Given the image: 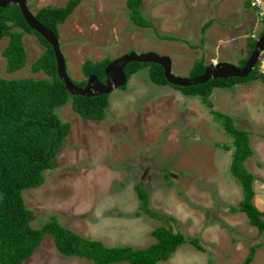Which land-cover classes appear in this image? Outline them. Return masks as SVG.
<instances>
[{
    "label": "rangeland",
    "instance_id": "1",
    "mask_svg": "<svg viewBox=\"0 0 264 264\" xmlns=\"http://www.w3.org/2000/svg\"><path fill=\"white\" fill-rule=\"evenodd\" d=\"M68 1L29 0L27 4L36 14L45 6H64ZM246 2L144 0L142 15L155 27L141 28L130 20L126 0H81L73 15L59 25L67 73L80 83L86 80L82 66L89 59L113 60L148 52L170 57L173 74L181 78H189L200 60L206 66H239L249 52V38H258L264 30ZM164 35L181 40L162 39ZM8 43V37L0 41L1 77L48 78L31 70L46 51L36 36H24L26 67L11 74L3 57ZM208 100L211 107L170 84H154L144 69L125 90L110 93L103 121L82 118L71 101L57 108L56 114L71 124V130L56 159L57 168L45 172L41 187L24 192L26 205L35 215L31 226L40 229L56 218L86 239L135 250L154 244L152 231L167 226L187 239L200 240L205 251L186 243L160 264H242L252 246L264 243V234L250 225L245 213L230 210L241 203L243 190L230 170L232 137L211 109L231 116L238 128L251 133L254 155L246 166L257 178L255 205L264 211V84L252 81L232 89L216 88ZM225 145L231 150H225ZM139 183L148 192L150 208L166 220L136 215ZM24 264L92 262L62 255L47 235ZM253 264H264V246L256 250Z\"/></svg>",
    "mask_w": 264,
    "mask_h": 264
},
{
    "label": "trees",
    "instance_id": "2",
    "mask_svg": "<svg viewBox=\"0 0 264 264\" xmlns=\"http://www.w3.org/2000/svg\"><path fill=\"white\" fill-rule=\"evenodd\" d=\"M29 1V0H27ZM144 0H126L130 20L141 28H154L153 22L144 18L141 12ZM247 0V8H250ZM81 4V0H69L64 6H45L36 12V19L60 38L59 25L64 24ZM209 21L203 27V33L212 25ZM34 35L46 47V51L32 64L33 73L43 72L48 78L5 79L0 76V264H24L40 247L43 239L51 235L57 250L64 256L86 259L92 264H160L167 262L183 245L190 243L204 252L202 242L189 238L167 226H160L151 233L154 244L148 248L135 250L130 246L108 247L99 240L86 239L52 218L40 229H34L31 222L34 212L29 209L24 199V192L39 188L45 183V172L57 168L56 159L69 136L71 124L63 122L56 114V109L71 101L73 110L89 121H103L107 117L110 94L93 97L73 96L59 78L56 57L51 45L27 24L18 5L0 7V41L9 38L3 51L7 63V72L22 70L27 64L24 36ZM264 34V30L261 35ZM162 39L181 40L169 35ZM257 43L256 38H249V52L240 60L243 67ZM196 48V46H192ZM115 60V59H113ZM105 58L100 61L87 60L82 66L86 80L72 83L84 87L91 75L105 83V68L112 61ZM208 66L203 60L197 61L191 70V78L202 75ZM148 70L149 80L157 85L169 84L161 66L153 63L132 62L125 67L127 88L131 78L141 70ZM252 81L264 84V75L258 64L254 71L245 78L211 79L204 84L189 87L173 86L187 96L200 97L207 107L209 97L216 88L232 89L237 85ZM214 118L222 123L227 135L232 137L234 150L230 170L237 178L243 190L241 203L230 210L247 215L250 225L256 227L259 234H264V211L254 202L256 176L246 166L247 160L254 155L251 146V133L236 126L235 120L226 114L211 109ZM225 150H231L228 145ZM170 175H167L169 178ZM139 198V211L152 218L164 221V216L150 208V198L144 186H135ZM171 221H176L170 218ZM262 245L252 246L242 264H253L256 250Z\"/></svg>",
    "mask_w": 264,
    "mask_h": 264
},
{
    "label": "water",
    "instance_id": "3",
    "mask_svg": "<svg viewBox=\"0 0 264 264\" xmlns=\"http://www.w3.org/2000/svg\"><path fill=\"white\" fill-rule=\"evenodd\" d=\"M9 5H18L29 27L39 33L51 45L56 57L58 76L73 96L93 97L102 94H110L113 90L124 87L127 84V77L124 70L125 67L132 62L145 64L153 63L161 66L168 83L178 87L204 84L211 79H228L232 77L245 78L254 71L260 56L264 53L263 34L257 40L255 49L243 67L229 63L213 64L207 67L202 75L193 78L175 76L172 71V61L168 56H162L155 52H148L145 54L130 53L113 60L106 66L105 83H102L96 75H91L85 87H77L72 83L67 73L66 59L62 53L59 38L36 19L35 15L28 7L27 0H0L1 8H5Z\"/></svg>",
    "mask_w": 264,
    "mask_h": 264
},
{
    "label": "built area",
    "instance_id": "4",
    "mask_svg": "<svg viewBox=\"0 0 264 264\" xmlns=\"http://www.w3.org/2000/svg\"><path fill=\"white\" fill-rule=\"evenodd\" d=\"M250 10L256 14L258 22L263 24L264 29V0H250ZM255 38V37H254ZM258 40V38H256ZM260 72L264 75V53L258 60Z\"/></svg>",
    "mask_w": 264,
    "mask_h": 264
},
{
    "label": "clouds",
    "instance_id": "5",
    "mask_svg": "<svg viewBox=\"0 0 264 264\" xmlns=\"http://www.w3.org/2000/svg\"><path fill=\"white\" fill-rule=\"evenodd\" d=\"M249 9H250V8H249ZM260 36H262V35H260ZM260 36H259V37H260ZM259 37H258V39H259ZM162 56H164V55H162ZM216 64H218V63H216ZM257 64H258V63H257ZM208 67H209V66H208ZM239 67H240V66H239ZM189 78H191V77H189Z\"/></svg>",
    "mask_w": 264,
    "mask_h": 264
},
{
    "label": "flooded vegetation",
    "instance_id": "6",
    "mask_svg": "<svg viewBox=\"0 0 264 264\" xmlns=\"http://www.w3.org/2000/svg\"><path fill=\"white\" fill-rule=\"evenodd\" d=\"M257 44V43H256ZM255 49V48H254ZM252 54V53H251ZM251 56V55H250ZM85 87V86H84Z\"/></svg>",
    "mask_w": 264,
    "mask_h": 264
}]
</instances>
